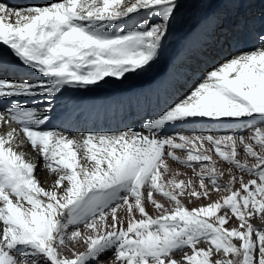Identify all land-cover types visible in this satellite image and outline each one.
Returning <instances> with one entry per match:
<instances>
[{
    "label": "snow or ice",
    "instance_id": "snow-or-ice-1",
    "mask_svg": "<svg viewBox=\"0 0 264 264\" xmlns=\"http://www.w3.org/2000/svg\"><path fill=\"white\" fill-rule=\"evenodd\" d=\"M257 2L264 5L226 0L237 10ZM182 7L181 0L0 3V43L46 78L0 77V104L7 102L0 127L17 125L0 133V264H264V229L252 223L264 222V31L256 47L208 71L144 131L68 136L40 128L65 86L97 85L149 65ZM141 11L146 17L130 30L112 31ZM37 97L49 107L16 99ZM257 117L259 126L247 136L162 134L195 118ZM25 142L55 175L50 187L35 176L37 164L16 150ZM232 219L237 223L228 227ZM80 244L84 251H76Z\"/></svg>",
    "mask_w": 264,
    "mask_h": 264
},
{
    "label": "bare ground",
    "instance_id": "bare-ground-1",
    "mask_svg": "<svg viewBox=\"0 0 264 264\" xmlns=\"http://www.w3.org/2000/svg\"><path fill=\"white\" fill-rule=\"evenodd\" d=\"M221 3L222 2H219L217 0L214 3L212 2V0H209V2L206 4L208 11H204L203 13H205V12L209 13V16H208L209 20L210 19L216 20L217 17H222V15H220V13H219V6L221 5ZM214 9H216V10L218 9V10L215 12ZM251 9L252 10L250 12L246 13L247 18H249V19L247 22L248 24L244 28L242 25H239V23L237 24V26H235V27L233 26V28H235L237 30V33L239 32V38H243V41H241V42H243L244 45L241 46L240 42H239V50H243L244 49L243 47L244 46L246 47L247 42H249L248 47L250 46L251 43L252 44L255 43L254 37L251 40H249V37L245 36V34H247V31H248L247 28H251V32L253 33V36L256 33L263 31L262 28L257 30V26H253L252 24H250V22L252 21V17H254L253 12L255 13V10H256L254 8H251ZM234 10L237 11L235 8H233V11ZM222 14L226 15L227 13L223 12ZM230 14L231 13L227 14L228 17H230ZM214 15L216 16L215 19H214ZM196 18L194 20L190 19V18L189 19L185 18L182 22H179L178 24L174 23V24H177L176 28H174V29L169 28L168 34L165 37V39H167V38L170 39V37H171L174 40V36H175L178 38V40H181L182 45H180V47H179L178 46L179 44L176 45L174 41L170 42L169 44H164L161 47V49L158 51L157 57L153 61H151L149 65L145 66L144 69L138 70L136 72L127 73L121 79L106 77L103 81L99 82L100 87L95 86V88H93V87L87 86V87H84L85 89H82V88L80 89L78 87L79 89H76L74 91H70V92H67L65 94L62 93L60 95L57 94L56 97L54 99H52V101H51V109L52 110L49 113V118L45 122V124L40 126V128L42 130H56L59 132H63L68 136H78L79 134H87V133H104V132L116 133V132H120V131H126L127 129H123V128H129V127H133V129L137 130V131H144L142 128V125L140 127H138L134 122H131V121H129L125 125V127H124V125L121 127L120 122H119V124H117L115 121H113L109 130H107L108 127L104 126V121L102 120L101 116H102V114H108V113L110 114L111 113V111L108 108V100L110 102L115 103V104L129 103V102H127V100H129L130 97H132V96L130 95L128 97V99L123 102L122 101L123 98L122 99L118 98V96H121L120 93L113 94L111 97H109V96H107V94L105 95L103 93H108V92L113 91L117 88L123 89L124 87L126 88V91L128 92L132 87H134L133 85L136 86L135 87V89H136L137 86H143L144 84H145L144 86H146V90L147 89L153 90V89H155L156 84H159L160 86L162 84H164V81H163L164 78H162L163 76L157 78L155 80L154 85H152L151 81L153 78L158 76L160 71H166V70L168 71L169 70L170 66H168V63H170V65L176 66V64H178V63H176V61L180 57H183L185 55V53H183V54L180 53V54H182L181 56L180 55L179 56L178 55L173 56L178 51H181L188 43L191 42V40L195 39V36L200 31L199 26L197 27V26L193 25ZM121 21L126 22L127 20L123 19V20H120L117 22H121ZM206 21H208V20H206ZM227 22H228L227 24H229L230 18H228ZM202 23L205 24V20H203L201 22V24ZM211 27H212V24H211ZM226 29H227L226 27L223 28V30H226ZM240 33L243 34L242 37L240 36ZM177 34H180V36L178 37ZM204 37L207 39V42L210 43L208 45V47L211 48L212 44H213L212 35L207 36L205 34ZM231 46H232V49H234L233 44H231ZM248 47L246 48V50L249 49ZM185 49H186V47H185ZM220 49L223 50L222 47ZM189 51H190V54L194 55L195 52L192 51V49H190ZM235 51H237L236 48L234 49V52ZM187 53H189V52H187ZM222 53L225 55L226 51L223 50ZM15 58H18V57L15 56V54L12 52V50L10 48H8L7 46L3 45L2 43H0V65L5 67L4 73L0 72V73H2V75H0V77L3 76L2 78L12 80L14 77H16L18 75H22L26 70H29L30 73L28 76L23 78L24 80L35 81L37 79H46V78L41 77L34 69H31L28 66L24 65L21 61H20V64H15L13 62V59H15ZM201 58H204V57H201ZM204 59H206V58H204ZM208 62H210V60L207 58L206 63H208ZM208 69H209V67H208ZM214 69H215V67H214ZM204 70L205 69L198 71L195 67L189 66V67H185V69H183L184 73H182L180 71L183 77L182 78L179 77L180 79L178 80V84L176 86L172 84L173 86L170 87V92H169V89H167V87H166V97L164 99L165 105L163 106L160 114H162L170 106L174 105L173 102L180 100V98H182L184 94L190 92L189 89L193 88L194 85H192V84L196 83L195 80H197V76L199 74H203V76H205L206 73L209 71L206 69V72H204ZM169 72H170V70H169ZM5 74H6V76H5ZM32 74H35V76L31 77ZM146 79H148L147 83L145 82ZM163 87H165V86H163ZM86 92H91V93L89 96H87ZM160 95H162V94H160ZM63 96L66 97L65 103L61 102V99ZM138 96H139V92L137 93L136 98H139ZM140 96H142V95H140ZM16 99H17V102L21 106H29V107H34V108H38V109H43V108L49 107L48 101L45 98H41V97L35 98V103H33V101L28 99V98H16ZM148 99H149V97H148ZM120 100H121V102L119 103ZM166 100H168L167 104H166ZM72 102H77L78 104H82V107L75 109V111L69 117L70 121H68L65 117L61 116V113H62L63 107L65 108L66 105H69ZM93 103L97 104V107L95 109H92L89 106H86V104H93ZM80 112H82V114H80ZM144 116H146V119H147L150 115L146 114ZM157 117H155V114H154L153 116H151V120L155 119ZM98 118H100V121L97 122L96 126H94V124L96 123V120ZM55 121H58L57 123H60L61 126L57 127L56 125H54ZM216 123H217V121H213V120H210L208 118H195L193 121L188 122V123L178 122L174 125L166 126V128L163 130L162 134H174V133H178V132H183L185 134H192V133L212 134V132H210V131L216 130L215 129ZM113 126H115V128ZM10 127H17V125L11 124V125L6 126V127H0V133L7 132ZM117 127H118V130H117ZM243 127H244V129H247L246 127H248V126L243 125ZM244 129L240 128V130H238V129L233 130L231 132V134L247 136L250 131L244 133V131H245ZM21 140H24L22 133L20 134V137H19V140L17 141V143H19ZM16 150L25 152L26 153V159L31 160L32 162L37 164V167L35 170V176L41 182V185L43 187H45V188L50 187V185L53 183V181L55 179V175H50L49 172L47 170H45L44 162H43L42 158L39 156V154L37 152H34L31 149L30 145H28L26 142L22 148H17ZM173 167L177 168L181 172L186 171V172H188L189 175L191 174L190 170H187L178 164H173ZM222 167L225 168V165H223ZM185 203L187 204L188 207H192V204H188L187 201H185ZM147 211L150 214L155 215L153 208L151 206L147 207ZM121 215H123V213H121ZM203 246L204 245H202V247Z\"/></svg>",
    "mask_w": 264,
    "mask_h": 264
},
{
    "label": "rangeland",
    "instance_id": "rangeland-1",
    "mask_svg": "<svg viewBox=\"0 0 264 264\" xmlns=\"http://www.w3.org/2000/svg\"><path fill=\"white\" fill-rule=\"evenodd\" d=\"M207 1V3H208V1L209 0H181V3H182V5H183V7L181 8V10H180V12L178 13V19L177 20H175L171 25H170V29H174V28H176V26H177V24L179 23V22H182L185 18L186 19H195L196 18V14H197V9L199 8V7H202V8H204L205 7V2ZM217 1H219V2H221V0H217ZM212 2L214 3V2H216V0H212ZM202 3V4H201ZM199 4H201V5H199ZM199 5V6H198ZM221 6V5H220ZM220 6H219V11H220V9H221V11H220V15H222V17H224L225 18V15H223L222 13L226 10V8H227V6L226 5H222V7L220 8ZM23 7V6H22ZM21 7V8H22ZM259 9L260 10H263V7L261 8V7H259ZM204 11H208V9L207 10H204ZM238 11V10H237ZM237 11H235V12H237ZM205 13H207V12H205ZM201 13H198L197 14V17L200 15ZM253 14H254V16L257 14V10H255V13L253 12ZM146 13L144 12V11H141V12H139V13H137V14H132L130 17H128V18H125L127 21L126 22H116V29H119V30H124V31H126V30H128L129 28H131L130 27V24H132L133 23V26L135 25V23L136 22H138V21H140L141 19H143V18H145L146 17ZM133 16V17H132ZM238 16L241 18L240 20L242 21V16L240 15V13H238ZM222 17H217L216 18V20H212V26L214 25V27H215V30H214V32H213V34H211L212 35V37H214V33H218V35L220 36V37H224V36H226V34H223V33H219L220 31L222 32V31H225V30H223V26L225 25V23H226V18L225 19H222ZM238 17V18H239ZM207 20L209 21V19L207 18ZM211 20V19H210ZM219 20H222V21H220L219 23H217V21H219ZM239 20V19H238ZM206 21V20H205ZM240 21V22H241ZM129 22V23H128ZM174 23H177V24H174ZM216 23H217V26H220V27H223L221 30L219 29V30H217L216 29ZM228 23V22H227ZM237 24H238V22H237ZM241 24V23H240ZM114 25V26H115ZM194 26H196V25H198V20H197V18H196V20L194 21V24H193ZM201 25H204V23H202ZM228 25V24H227ZM227 25L225 26L226 28H227ZM233 26L235 27V26H237V25H234L233 24ZM233 26L231 27V28H227L226 29V31L227 32H230V33H233V34H235V36H234V41L235 42H238V33H237V30L235 29V28H233ZM114 28V27H113ZM212 28V27H211ZM199 29L201 30V27H199ZM217 30V31H216ZM234 31V32H233ZM176 32V31H175ZM177 36L179 37L180 36V34H177ZM240 36L242 37L243 36V34H241L240 33ZM240 39V38H239ZM243 39V38H242ZM175 42V44L177 45V44H179L178 46L180 47V45H182V42H181V40H178V38L177 37H175L174 36V40L170 37V39H165V41L164 42H162V46L164 45V44H169L170 42ZM213 42V41H212ZM231 44H233V43H231ZM243 43L240 41V45L241 46H243L242 45ZM255 43H253L252 45H254ZM192 45V40H191V42L190 43H188L185 47H186V49H185V47L181 50V51H178L177 53H175L173 56H181L183 53H187V52H189L190 53V51H189V48H190V46ZM161 46V47H162ZM215 46V47H214ZM257 46V45H256ZM248 47V46H247ZM221 47H219V46H216L215 44H214V42H213V44H212V47L209 49V51H210V55L207 57L209 60H210V62H208V63H206V59H204V58H197L196 60H197V63H198V66L197 67H195L198 71H201L202 69H204V64L206 65V66H208L209 67V69H207V70H209V71H211V70H213L214 69V67L216 68L217 66H219L222 62H224L225 61V59H226V57H221V55H219L220 53L217 51V50H219ZM244 49H245V46L243 47ZM249 48V47H248ZM243 49V50H244ZM226 51L229 53V51L227 50V48H226ZM180 53H182V54H180ZM188 53V54H189ZM222 54V53H221ZM226 55V54H225ZM188 56L189 55H184L183 57H180L177 61H176V63H178V64H176V66H174V65H170V63H168V66H170L169 67V70H170V72H169V70L167 71H160V73L158 74V76L157 77H155V78H153L152 79V81H155L157 78H159V77H162V78H164V84H162L161 86L159 85V84H156V86H155V89H153L152 91H149V92H147L148 93V97H149V100H150V98H154L153 96H154V94L156 93L157 95L159 94V96H161L162 98H165L166 97V87H167V89H169V92H170V87H172L173 85H177L178 84V80L180 79V78H182L183 76H182V74H181V72L182 73H184V71H183V69H185V67H189V66H192L191 65V63H189L188 61H189V58H188ZM210 56H212L213 57V59H210ZM215 59V60H214ZM180 60V61H179ZM181 63V64H180ZM188 65V66H187ZM173 66V67H172ZM172 67V68H171ZM206 69L204 70V72H206ZM173 70V71H172ZM178 71V72H177ZM181 71V72H180ZM167 72V73H166ZM176 72V73H175ZM186 72V71H185ZM170 73V74H169ZM163 74V75H162ZM168 74V75H167ZM172 74V75H171ZM169 76V77H168ZM171 76V77H170ZM168 77V78H167ZM177 77V78H176ZM180 77V78H179ZM174 78V79H173ZM205 78V76H203V74H199L198 76H197V83H193L192 85H194L193 86V88H190L189 89V91L191 92L200 82H202L203 81V79ZM176 79V80H175ZM168 80V81H167ZM176 81V82H175ZM146 83L148 82V79H146V81H145ZM155 83V82H154ZM154 83H152V85H154ZM170 83V84H169ZM173 84V85H172ZM145 85V84H144ZM143 85V86H144ZM95 86H100L99 85V83H98V85H95ZM95 86H94V88H95ZM134 87H132L131 89H130V92H131V96L132 97H130V100L131 99H136V101L138 102V101H140L141 102V99H142V96H140V95H142V94H139V98H136V94H134L133 93V90L135 89V85H133ZM163 86H165V87H163ZM137 87H141V86H137ZM160 87V88H159ZM76 88H78V87H76ZM159 90V91H158ZM163 90V91H162ZM165 90V91H164ZM155 92V93H154ZM165 92V93H164ZM190 92H188V93H186V94H184L183 95V97L182 98H180V100H182V99H184L187 95H189L190 94ZM61 93H63L62 91L60 92V93H58V94H61ZM150 94V95H149ZM160 94H162V95H160ZM145 97V98H148V97ZM135 97V98H134ZM180 100H178V101H180ZM166 101H168V100H166ZM178 101H176V102H178ZM176 102H173V104H175ZM150 104H152L153 105V101L152 102H150ZM166 104H167V102H166ZM64 109V111L66 112V111H69V106H67V107H65V108H63ZM153 109V108H152ZM149 113V112H148ZM160 115V114H159ZM250 120V121H249ZM246 121V122H245ZM256 121V122H255ZM251 122V123H250ZM255 122V123H254ZM254 123V124H253ZM140 124H142V123H140ZM216 125L219 127H216L215 129V131H210V132H212V134L213 135H225V134H231V132L233 131V130H240V128L241 129H244V127H243V125H247L248 127H246L247 129H244L245 131H244V133L245 132H249V131H251V129H252V127L253 126H259V118L257 117V118H242L241 120H234V119H230V118H225V119H222V120H220V121H217V123H216ZM220 125V126H219ZM240 125V126H239ZM242 126V127H241ZM252 126V127H251ZM110 127V125L108 126V128ZM251 127V128H250ZM218 130V131H217ZM248 130V131H247ZM243 133V134H244ZM242 151V150H241ZM221 167L223 166V164H221L220 165ZM227 167V165H225V168ZM234 171V174L237 176V177H240V176H243V179L245 180V181H247L248 179H250V178H252V177H250L247 173H239L238 171H236V170H233ZM225 179H227V177H225ZM235 187H239V184L237 183L236 185H235ZM225 193H223V192H221V193H213V195H212V199L213 200H215V199H217V198H219L220 196H222V195H224ZM203 200V201H202ZM202 200H200L198 203L199 204H206V203H208L209 201L208 200H204V199H202ZM193 206V205H192ZM236 221H235V219H232V221L230 222V224L228 225V227H232V226H235L236 225ZM252 223L254 224V226L255 227H257V228H260V229H264V222H262L261 220H258V219H253L252 220ZM82 227V226H81ZM201 247H202V245H200ZM70 247H71V245H70ZM76 251H84V246L82 245V244H80V245H77L76 246ZM65 254H70V253H68L67 251H66V253ZM106 255L107 256H111L112 255V253H111V251L110 252H108V253H106ZM180 255H182V253H178L177 254V258H179V256ZM93 264H94V262H93Z\"/></svg>",
    "mask_w": 264,
    "mask_h": 264
}]
</instances>
